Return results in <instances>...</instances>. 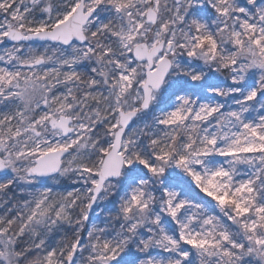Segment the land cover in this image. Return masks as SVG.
<instances>
[{
	"label": "snow or ice",
	"instance_id": "6c2138e0",
	"mask_svg": "<svg viewBox=\"0 0 264 264\" xmlns=\"http://www.w3.org/2000/svg\"><path fill=\"white\" fill-rule=\"evenodd\" d=\"M0 264H264V0H0Z\"/></svg>",
	"mask_w": 264,
	"mask_h": 264
}]
</instances>
